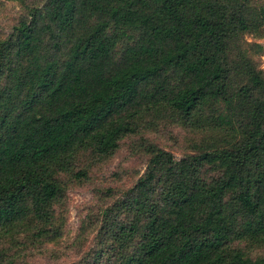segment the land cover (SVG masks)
<instances>
[{"label":"trees","instance_id":"1","mask_svg":"<svg viewBox=\"0 0 264 264\" xmlns=\"http://www.w3.org/2000/svg\"><path fill=\"white\" fill-rule=\"evenodd\" d=\"M243 1L30 8L0 40V229L31 215L42 225L34 238L58 236V174L78 151L108 157L152 112L171 110L200 127L198 116L218 110L210 125L220 134H204L190 153L150 149L100 237L118 255L107 264L257 263L235 246L264 241V80L250 67L238 80L227 52L230 23L246 30L264 21L245 17ZM5 258L0 250V264Z\"/></svg>","mask_w":264,"mask_h":264},{"label":"rangeland","instance_id":"2","mask_svg":"<svg viewBox=\"0 0 264 264\" xmlns=\"http://www.w3.org/2000/svg\"><path fill=\"white\" fill-rule=\"evenodd\" d=\"M43 2L0 0V40L12 31L30 8ZM243 3L245 17L250 13L264 15V0ZM230 24L234 29L227 52L237 67L238 80L245 77L249 67L264 80V21L258 19L255 27L246 30H239L235 23ZM218 114V110L204 111L197 117L200 127H194L174 111L152 112L140 120L138 131L124 137L118 149L108 157L97 159L87 149L78 151L70 168L58 174L65 184L62 195L52 204L53 227L59 230V235L46 234L39 239L34 238L42 225L31 215L17 226L0 229V250L6 256L3 264H107L112 261L118 255L109 247L106 235L100 237L103 219L106 213H117L122 194L147 167L150 149L159 147L175 158L190 153L192 142L204 134H220L210 125V119H215ZM79 170L86 171L87 177L76 179L74 174ZM235 246L252 263L264 264V241L240 240ZM101 248L104 250L98 254Z\"/></svg>","mask_w":264,"mask_h":264}]
</instances>
